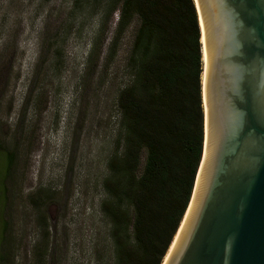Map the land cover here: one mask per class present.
<instances>
[{
    "label": "rangeland",
    "instance_id": "374dc122",
    "mask_svg": "<svg viewBox=\"0 0 264 264\" xmlns=\"http://www.w3.org/2000/svg\"><path fill=\"white\" fill-rule=\"evenodd\" d=\"M103 1L0 0V264L113 263L100 203L132 27L110 61Z\"/></svg>",
    "mask_w": 264,
    "mask_h": 264
},
{
    "label": "trees",
    "instance_id": "16d2710c",
    "mask_svg": "<svg viewBox=\"0 0 264 264\" xmlns=\"http://www.w3.org/2000/svg\"><path fill=\"white\" fill-rule=\"evenodd\" d=\"M111 61L132 27L100 210L112 264H161L188 206L204 141L201 30L194 0H104ZM14 154H7L6 172ZM5 189V188H4ZM3 189V190H4Z\"/></svg>",
    "mask_w": 264,
    "mask_h": 264
},
{
    "label": "water",
    "instance_id": "95a60500",
    "mask_svg": "<svg viewBox=\"0 0 264 264\" xmlns=\"http://www.w3.org/2000/svg\"><path fill=\"white\" fill-rule=\"evenodd\" d=\"M194 2L204 141L164 264H264V0Z\"/></svg>",
    "mask_w": 264,
    "mask_h": 264
},
{
    "label": "bare ground",
    "instance_id": "6f19581e",
    "mask_svg": "<svg viewBox=\"0 0 264 264\" xmlns=\"http://www.w3.org/2000/svg\"><path fill=\"white\" fill-rule=\"evenodd\" d=\"M196 2H197V1H196ZM196 5H197V3H196ZM199 24H200V29H201V28H202V21H201V19H200ZM201 31H202V29H201ZM203 40H204V35H203V31H202L201 41L203 42ZM202 58H203V72H202V85H203V83H204V68H205V49H204V48H202ZM172 245H173V243H172L171 246L168 248V250H167V252H166V255H165V257H164V259H163V261H162L161 264H164V262H165V260H166V258H167V256H168V254H169V252H170V250H171V248H172Z\"/></svg>",
    "mask_w": 264,
    "mask_h": 264
}]
</instances>
